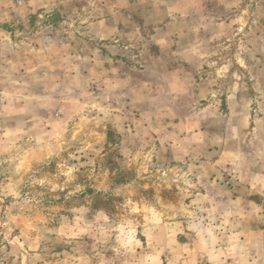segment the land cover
<instances>
[{
	"label": "clouds",
	"instance_id": "9594fccd",
	"mask_svg": "<svg viewBox=\"0 0 264 264\" xmlns=\"http://www.w3.org/2000/svg\"><path fill=\"white\" fill-rule=\"evenodd\" d=\"M0 264H264V0H0Z\"/></svg>",
	"mask_w": 264,
	"mask_h": 264
}]
</instances>
